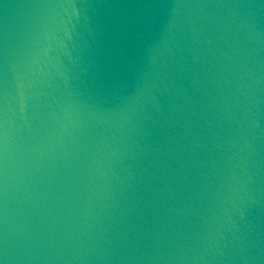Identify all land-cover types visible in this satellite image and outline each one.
I'll return each mask as SVG.
<instances>
[{
  "label": "water",
  "instance_id": "water-1",
  "mask_svg": "<svg viewBox=\"0 0 264 264\" xmlns=\"http://www.w3.org/2000/svg\"><path fill=\"white\" fill-rule=\"evenodd\" d=\"M0 264H264V0H0Z\"/></svg>",
  "mask_w": 264,
  "mask_h": 264
}]
</instances>
